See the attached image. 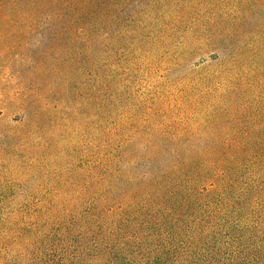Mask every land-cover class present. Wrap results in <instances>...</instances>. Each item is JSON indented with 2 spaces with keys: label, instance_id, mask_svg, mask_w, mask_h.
I'll use <instances>...</instances> for the list:
<instances>
[{
  "label": "rangeland",
  "instance_id": "obj_1",
  "mask_svg": "<svg viewBox=\"0 0 264 264\" xmlns=\"http://www.w3.org/2000/svg\"><path fill=\"white\" fill-rule=\"evenodd\" d=\"M200 175L230 180L201 224L222 253L228 223L264 219L236 212L264 196V0H0V264H96L156 180L193 202L171 201L167 264H198Z\"/></svg>",
  "mask_w": 264,
  "mask_h": 264
},
{
  "label": "trees",
  "instance_id": "obj_2",
  "mask_svg": "<svg viewBox=\"0 0 264 264\" xmlns=\"http://www.w3.org/2000/svg\"><path fill=\"white\" fill-rule=\"evenodd\" d=\"M243 136L240 142L228 141L224 144V142L218 140L217 146H225L230 149V151L237 149L239 153L247 154L249 150L247 141H250V138L248 134H244ZM229 140L232 139L230 138ZM253 146L251 150L255 151L257 143ZM224 153L225 152L218 153L217 158H224ZM256 157L257 153L254 154V158ZM228 170L231 171V167H227L226 171ZM203 179L201 175L198 177L197 203L200 211V215L198 216V264H264V223L260 226L261 228L259 230L255 229L261 220H264L262 217H257L254 224L253 222H248L243 226L228 223L229 230L237 232L235 238L231 240V242L224 244L225 248L222 253L220 249L218 252L208 249L210 244L207 246V243H209L207 241H209V232L211 231L208 230L206 226L204 228L201 227V224L207 223L203 215L204 207L217 202L221 203L224 211H227L229 208H232L234 201L230 200L227 195L228 189L231 188L230 180L213 177L215 182L209 184V187H204L201 184L205 181ZM248 188L252 189V194L248 200L239 203L236 212L245 213V218H252L250 216L255 213L256 209L264 207V196L261 195V191L258 187H253V185L250 184ZM153 189L156 191L155 193L161 192L159 199L163 200V202H160L158 210L154 212V214L144 215L146 209L142 210L143 215L139 214L140 212L134 214L132 212L135 211H133V205L131 204H128L129 206H127L126 211L119 210L114 213L116 219H121L123 216L132 213L131 220L125 223L129 226H125L124 221L121 220L122 226L124 225V230H132L124 236L125 238L121 237L123 241L121 244L115 246L114 238L119 235L123 229L116 227L117 222L115 224V220L110 222L106 221L109 222L110 227L105 228L102 240L96 244L98 246L96 264H167L166 260L169 257L170 251L166 248L167 238L163 230L171 223L169 219H167L168 210L173 206L171 201L173 200L175 204H179L180 210L184 206H191L193 202L188 200L187 197H182V194L176 190H170L169 192L166 188L161 187L160 182L157 180ZM124 212H126V214H124ZM86 231L89 232V228H86ZM176 231V235H179L178 229H176ZM241 245H243V247L240 248ZM204 247H207L205 251ZM132 252L135 253L132 254L130 258L127 257V255ZM217 253L223 255L222 262H219ZM137 254H140V257L142 256V260L136 261ZM31 259V262H25L23 264H34L32 257ZM35 264H41V262Z\"/></svg>",
  "mask_w": 264,
  "mask_h": 264
}]
</instances>
